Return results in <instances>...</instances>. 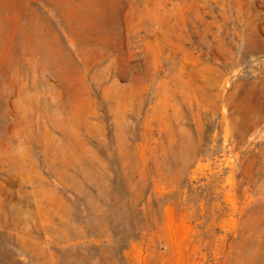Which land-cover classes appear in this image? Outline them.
Wrapping results in <instances>:
<instances>
[{
	"label": "rangeland",
	"instance_id": "1",
	"mask_svg": "<svg viewBox=\"0 0 264 264\" xmlns=\"http://www.w3.org/2000/svg\"><path fill=\"white\" fill-rule=\"evenodd\" d=\"M0 264H264V0H0Z\"/></svg>",
	"mask_w": 264,
	"mask_h": 264
}]
</instances>
